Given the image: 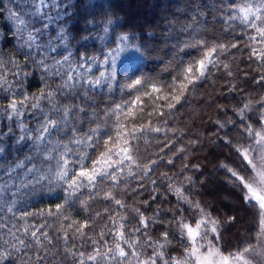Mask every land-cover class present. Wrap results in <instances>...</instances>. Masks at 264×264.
Instances as JSON below:
<instances>
[{
	"label": "snow or ice",
	"instance_id": "6c2138e0",
	"mask_svg": "<svg viewBox=\"0 0 264 264\" xmlns=\"http://www.w3.org/2000/svg\"><path fill=\"white\" fill-rule=\"evenodd\" d=\"M8 3L12 6L6 7L3 0H0V18H3L7 12V18L13 25V38L18 41L19 49L25 53V66H28V59L31 58L32 65L39 70L41 79L46 83L38 94L32 96L26 91H19L23 99L17 100V91L22 89L24 79L29 76V72L24 71L11 58L7 62L0 60V68L11 65L12 75L19 80L14 87V82L9 81L7 72L0 73V89L9 92L11 97L4 109L7 112L5 118L15 121V128L20 133L16 135L12 126H8L7 131H0V137H7L9 141H13L19 154L9 161L12 144L0 140V212L7 211L13 217L24 220L26 216L34 213L24 212L17 215L14 209L20 200L35 192L38 187L62 184L63 190L67 193L64 203L57 204L54 212L49 209L43 214L70 219L64 215L65 205L69 204L68 198L78 196L84 188L95 191L105 180L119 184L118 174L124 172L125 162L129 176L136 175L132 170L133 165L141 170V175L136 177L137 179L148 176L153 171V165L161 160L167 164L173 163L172 159L160 156L159 153H157L158 159L138 162L135 155L138 146L134 143L146 133L161 131L166 133L171 129L155 127L151 121L138 126L118 122L113 126L115 129L113 134L108 131L105 119L96 115L93 106L89 105V108H86L76 102L77 97L88 98L89 88L94 90L102 84L111 87V81L115 79V68L113 67L110 73L100 72L98 77L89 78L87 73H91L93 64L99 60V57L88 55L86 52L78 53V60L73 62V54L67 48L68 21L65 18L69 17L74 7L83 8L82 18L85 20L89 16H94L97 9L110 11L113 7L110 0L108 3L97 2L87 5L83 0H78L75 5L71 4L70 0H8ZM189 6L195 12L190 19L197 25L200 23L199 17H207L210 14L211 5L198 7L193 3ZM228 8L230 13L234 14L229 15L227 19H239L255 33L249 36V40L253 43L245 44L244 47L249 49L250 60L255 58L260 62L258 70H264V0H241L240 3L232 0ZM219 11L222 12L223 8ZM106 23L110 25L113 21L108 17ZM54 27L56 36L53 38L51 30ZM107 30L105 27L104 31ZM187 30V25L181 29V31ZM135 39V36L130 38L126 34L118 37L117 47L108 53V56L112 57L113 64L115 55L130 48L134 49L135 59L141 58L143 55L141 49L146 45L130 42ZM197 44L205 48L203 56L184 69L183 78L170 86L173 89L171 93L154 98L167 101L163 107H167L169 114L177 104L181 103L187 93L195 90L198 82L208 78L212 68H217L222 63L220 61L222 55L231 49L241 47L236 42L207 45L205 41L200 40ZM60 46L66 49L67 54L61 53L57 58L56 53ZM108 62V57H105L103 63L107 65ZM223 67L229 69L228 64H223ZM226 75L232 77L234 73L229 69ZM244 75L247 77L248 73ZM20 77L23 79H19ZM48 80L52 83H47ZM254 82L264 86V74L254 78ZM141 84L140 79H135L126 87L136 88ZM239 90L236 84L230 83L228 91ZM160 91L161 89L153 86L152 92ZM145 95L151 96V93ZM137 102L143 103L140 97H137L132 104L135 105ZM254 105L259 107L254 108ZM160 107L157 105L154 111L164 116L165 113L159 111ZM117 108L126 118L128 116L135 118L137 115L132 107H129L127 113H124L122 106ZM89 109L92 118L84 127L82 126L84 116ZM29 110L36 120V124L32 127H29L24 120ZM138 111L143 112V108ZM221 111L226 114L222 106ZM232 111L244 124L243 133L249 142L234 145L232 140L227 138V132L223 142L232 146L240 157L244 174L226 164H222L221 167L230 174L229 183L241 188L244 203L257 209L258 228L252 242L234 251L223 247L220 243L221 230L224 224L235 220V217H228L222 222L219 218L213 217L210 211H206L199 201L186 194L182 187H177L174 189L176 199L186 204L189 210L195 209L198 218L189 220L182 207L167 210L152 209V215H145L140 208H136L133 209L135 212L133 217L135 225H133L126 215L112 214L105 208L103 211L110 223L104 224L95 236H90L85 232V228L90 227L87 221L84 223L72 221L66 227L61 225L56 235H50L48 231L42 230L45 224L18 227L16 224L4 222V218L0 216V233H2L0 264H64L66 260H71L72 264H113V262L115 264H253L254 257L264 258V96L255 100L249 99ZM249 112L259 113L257 118L259 128L248 122L250 118L246 113ZM109 115L108 111L102 114L103 117ZM117 120L119 121V116ZM213 123L219 130H224L228 124L235 125L236 122L231 120L221 122L217 119ZM217 139L220 137L217 136ZM101 144L103 150L99 151L95 159H91L88 150H95ZM190 144L195 147L197 141H190ZM168 147L170 145L165 143L159 152H164ZM25 149H28L27 153ZM179 151L185 152L186 149L180 148ZM88 164L91 166L89 167ZM184 167L187 168L189 165L185 164ZM191 167L199 170V165L193 164ZM168 179L171 180V177ZM185 180L188 184H193L191 177H185ZM152 183L156 181L153 180ZM169 188H172L171 183ZM96 194L99 195L98 192ZM103 199L111 201L120 208L127 207L111 191H105ZM151 199L155 201L156 197L152 196ZM143 203L147 205L148 201ZM81 204L87 207L86 202L81 201ZM101 215L99 211L95 213L96 217ZM121 221L127 223V229L125 223ZM157 225L163 226L165 230L159 232L158 238H154L152 233ZM169 225L172 229L171 235L168 230ZM106 235L112 236L113 240L105 239ZM76 240L81 243H75ZM61 241L63 243H60ZM173 241L179 243L180 251L177 255L167 251L173 246ZM86 245L90 247L87 252L81 250ZM175 250L173 247V251Z\"/></svg>",
	"mask_w": 264,
	"mask_h": 264
},
{
	"label": "trees",
	"instance_id": "16d2710c",
	"mask_svg": "<svg viewBox=\"0 0 264 264\" xmlns=\"http://www.w3.org/2000/svg\"><path fill=\"white\" fill-rule=\"evenodd\" d=\"M3 2L6 7L12 6L8 0ZM77 2L78 0H70L73 5ZM97 2L108 3L109 0H83L85 5ZM110 2L113 5L110 11L97 9L96 14L89 16L87 20L82 18L83 8L75 7L71 9L69 17L65 18L68 21L66 24L67 48L73 54V62L78 60V53L86 52L88 55L99 57V60L93 64L91 73H87L89 78L98 77L100 72L110 73L113 67L115 68V79L111 81V87L108 84H102L94 90L89 88L88 98L77 97L76 102L83 104L86 108H89V105L93 106L96 115L105 119L108 131L113 134L115 132L113 126L118 122L138 126L151 121L155 127L171 129L166 133L165 131L146 133L143 138L134 143L138 146L135 154L138 162L158 159L157 153H159L160 156L172 159L173 163L167 164L161 160L153 165V171L148 176L137 179L136 177L141 175V170L133 165L132 170L136 175L129 176L127 162H125L124 172L118 174L119 184L105 180L95 191L84 188L78 196L68 198L69 204L65 205L64 215L70 219L43 214L49 209L54 212L57 204L64 203L67 193L63 190L62 184L38 187L35 192H31L20 200L14 209L17 215L24 212H31L34 215L19 220L11 213L4 211L0 212V216L4 218V222L16 224L18 227L45 224L42 230L48 231L50 235H56L61 225L66 227L72 221L80 223L87 221L90 227L85 228V232L90 236H95L104 224L110 223L103 211L105 208L112 214L126 215L133 225H135L133 209L136 208H140L145 215H152V209L167 210L182 207L185 209V216L189 220H194L198 218L195 209L189 210L186 204L176 199L174 189L182 187L186 194L195 201H199L200 205L206 211H210L213 217L219 218L222 222L228 217H235V220L223 225L220 243L233 251L242 248L254 240L258 228V212L257 209L244 203L241 188L229 183L230 174L221 165L226 164L244 174L240 157L232 146L223 142V139L227 132V138L232 140L234 145L249 142L243 133L244 124L240 122L232 109H238L249 99L255 100L264 96V86L254 82V78L264 74V70H258L260 62L255 58L250 60L249 49L244 47L245 44L253 43L249 40V36L255 33L239 19H227L229 15L234 14L230 13L228 8L232 0H206V2L205 0H110ZM240 2L241 0H236V3ZM193 3L198 7L211 5L210 14L207 17H199L198 25L190 19V16L195 14L194 9L189 6ZM221 8H223L222 12L219 11ZM108 17L113 21L110 25L106 23ZM170 21L173 23L170 24ZM186 25L188 30L181 31ZM105 27L108 29L107 32L104 31ZM12 28L13 25L5 12L3 18H0V60L7 62L11 58L24 71L29 72V76L24 79L22 89L17 91L16 98L20 100L23 96L19 94V91H26L29 96L38 94L41 88L45 87L46 81L41 79V74L32 65L31 58L28 59V66H25V53L19 49L18 41L13 38ZM124 34L130 38L136 37L134 41L130 40L131 43L143 44L146 47H142L143 55L139 59L133 57L134 49L132 48L118 55L114 54L113 64L112 57H109L108 53L117 47L118 37ZM55 36L54 27L51 30V37ZM200 40L205 41L207 45L236 42L241 47L231 49L222 55L220 57L222 63L217 68H212L208 78L198 82L195 90L187 93L181 103L177 104L169 114L167 107H163L167 101L154 98L171 93L173 89L170 86L183 78L184 69L203 56L205 48L197 44ZM61 53L67 54L62 46L58 47L57 58ZM105 57H108L107 65L103 63ZM223 64L229 65V69L234 73L232 77L226 75L229 69H225ZM12 71L11 65L0 68V73L7 72L9 81L14 82L16 87L19 80L12 75ZM244 73H248L247 77ZM135 79H140L142 84L136 88L126 87ZM47 83L52 81L48 80ZM230 83L236 84L240 90L228 91ZM153 86L161 91L152 92ZM145 93H151V96ZM137 97H140L143 103L137 102L133 105L132 102ZM10 98L9 92L0 89V131H7L8 126H12L16 135H19L18 129L15 128V121L5 118L7 112L4 109ZM157 105L161 106L159 111L164 112V116L154 111ZM117 106H122L124 113L132 107L137 113L136 117L126 118ZM221 106L226 110V114L221 111ZM257 107L259 106L254 105V108ZM140 108H143V112L138 111ZM104 111H108L110 115L103 117ZM30 112L31 110L26 112L24 120L29 127H32L36 124V120ZM149 113L153 114L149 116ZM246 115L250 118L248 122L259 128L257 123L259 113L249 112ZM91 118L92 113L89 109L84 116L82 126L86 127ZM217 119L221 122L231 120L236 123L228 124L224 130H219L213 123ZM217 136L220 139H217ZM0 140L12 144L10 149L12 155L8 156L9 161L19 155L13 141H9L7 137H0ZM193 140L197 141L195 147L190 144ZM165 143H168L170 147L165 148L162 153L159 152ZM180 148H185L186 151L180 152ZM101 150H103V144L95 150L89 149V157L95 159ZM24 151L27 153L28 149ZM5 154L7 155V152ZM20 158L22 159L23 156ZM185 164L189 167L185 168ZM193 164L199 165V170L191 167ZM88 166L91 165L88 164ZM168 177H171V180ZM185 177H191L193 184H188ZM153 180L156 183H152ZM170 183L172 188H169ZM105 191H111L127 207L120 208L111 201L103 199ZM152 196L156 197L155 201L151 199ZM146 200L147 205L143 203ZM81 201L86 202V208L82 206ZM98 211L102 213L100 217L95 216ZM161 214L163 215L164 212L162 211ZM121 223L125 222L121 221ZM125 227L127 229V223ZM164 230L163 226L157 225L152 233L154 238H158L159 232ZM168 230L171 235V225ZM105 239L112 241L113 237L106 235ZM74 242L81 243L79 240ZM81 250L87 252L90 247L86 245ZM167 251L177 255L180 251L179 243L173 241V246ZM64 264H72V261L66 260Z\"/></svg>",
	"mask_w": 264,
	"mask_h": 264
},
{
	"label": "rangeland",
	"instance_id": "374dc122",
	"mask_svg": "<svg viewBox=\"0 0 264 264\" xmlns=\"http://www.w3.org/2000/svg\"><path fill=\"white\" fill-rule=\"evenodd\" d=\"M253 264H264V258L262 257H254Z\"/></svg>",
	"mask_w": 264,
	"mask_h": 264
}]
</instances>
